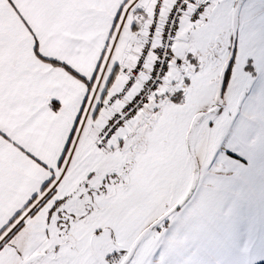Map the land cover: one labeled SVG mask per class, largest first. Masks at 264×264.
Returning a JSON list of instances; mask_svg holds the SVG:
<instances>
[{
    "label": "snow or ice",
    "instance_id": "snow-or-ice-1",
    "mask_svg": "<svg viewBox=\"0 0 264 264\" xmlns=\"http://www.w3.org/2000/svg\"><path fill=\"white\" fill-rule=\"evenodd\" d=\"M0 264H264V0H0Z\"/></svg>",
    "mask_w": 264,
    "mask_h": 264
}]
</instances>
